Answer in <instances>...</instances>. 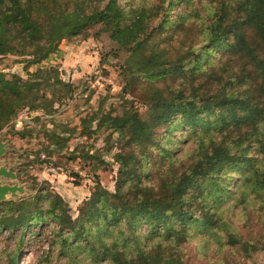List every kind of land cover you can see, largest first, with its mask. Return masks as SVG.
Returning <instances> with one entry per match:
<instances>
[{"label": "trees", "instance_id": "trees-1", "mask_svg": "<svg viewBox=\"0 0 264 264\" xmlns=\"http://www.w3.org/2000/svg\"><path fill=\"white\" fill-rule=\"evenodd\" d=\"M103 32L126 54L134 98L82 116L81 132L117 133L115 188L97 179L74 215L34 177L35 193L0 200V232H16L2 264H19L31 235L48 240L47 264H239L263 252L264 0H0V56L38 65L26 77L0 68V131L23 108L53 114L72 96L59 68L41 64L62 37ZM52 123L44 148L60 152L69 135ZM199 233L202 261L184 244Z\"/></svg>", "mask_w": 264, "mask_h": 264}, {"label": "rangeland", "instance_id": "rangeland-1", "mask_svg": "<svg viewBox=\"0 0 264 264\" xmlns=\"http://www.w3.org/2000/svg\"><path fill=\"white\" fill-rule=\"evenodd\" d=\"M113 44L107 32H103L99 37L78 36L72 40L62 37L59 51L42 61V65H56L60 75L74 84V90L72 96L56 101V110L53 114L43 109L26 107L0 131V140L6 143V151L0 157V163L13 167L17 172V177L1 176L0 179L24 186L16 197L35 193L36 189L31 184L36 177L39 184L48 181L50 189L59 192L68 202L71 212L77 215L80 205L90 195L97 179L109 189L115 188L118 163L114 160V149L110 150L109 147L115 143L117 133L108 136L110 130L104 129L86 134L81 132L82 116L100 108L120 112L123 105L128 103L126 100L134 98L131 93L123 90L125 81L121 65L126 54L115 52ZM26 63L24 56L13 54L0 56L1 69L19 72L24 77L28 75V70H35L38 66L32 64L26 67ZM135 102L141 109L145 108V104L139 99H135ZM52 121L58 123L59 131L64 130L63 134L69 135L68 146L60 152H49V149L44 148L51 143V139L46 135V129L55 127ZM15 128L27 130L22 134L15 132ZM193 143V141L189 144L182 143L180 150H185ZM19 171L22 176H19ZM232 203L233 199L223 201L221 207L232 214L228 206ZM141 228L146 231L147 225L143 224ZM202 234L192 236L190 242L189 240L184 242V244L187 242L185 245L189 255L197 261H202L204 242ZM15 235L16 232H13L12 237H8V231L0 232V251L14 245ZM35 237L31 235V243L22 251L19 264L48 263L46 250L49 249V242L45 236L40 241H36ZM216 247H218L216 243L210 246L212 263L222 256L221 252H212ZM3 259L0 258V264ZM61 259L63 258H59ZM262 262L264 251L251 257H242L239 264Z\"/></svg>", "mask_w": 264, "mask_h": 264}, {"label": "water", "instance_id": "water-1", "mask_svg": "<svg viewBox=\"0 0 264 264\" xmlns=\"http://www.w3.org/2000/svg\"><path fill=\"white\" fill-rule=\"evenodd\" d=\"M6 151V143L3 140H0V157L5 153ZM6 176V177H17V172L14 170L13 167H9L6 164L0 163V177ZM24 189V186L22 184L15 183H9V182H3L0 179V200L8 198V194H11L13 196H16L19 191H22Z\"/></svg>", "mask_w": 264, "mask_h": 264}, {"label": "crops", "instance_id": "crops-1", "mask_svg": "<svg viewBox=\"0 0 264 264\" xmlns=\"http://www.w3.org/2000/svg\"><path fill=\"white\" fill-rule=\"evenodd\" d=\"M3 182H7V181H5V180H2ZM10 195L8 194V197H9Z\"/></svg>", "mask_w": 264, "mask_h": 264}]
</instances>
